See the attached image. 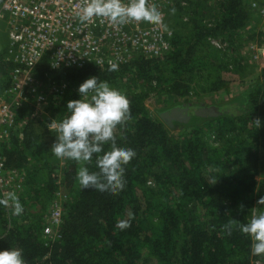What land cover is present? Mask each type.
<instances>
[{
    "label": "trees",
    "instance_id": "obj_1",
    "mask_svg": "<svg viewBox=\"0 0 264 264\" xmlns=\"http://www.w3.org/2000/svg\"><path fill=\"white\" fill-rule=\"evenodd\" d=\"M166 11L174 31L160 58H138L114 72L93 64L50 71L47 58L37 65L36 91L57 88L46 93L41 110L32 92L24 91L27 99L15 102L12 125L2 126L8 133L0 142L2 170L5 176L21 174L13 190L24 211L14 216L0 206V249H20L26 264H254L264 258L251 254L250 238L238 227L231 234L224 228L232 219L246 223L253 210L264 212L257 203L264 198V63L234 99L209 106L215 115L194 116L204 124L182 138L171 136L161 113L154 118L145 105L150 96L176 105L199 87L204 93L224 88L229 64L221 58L232 59L237 68V36L250 13L244 0H188L186 7ZM209 37L226 42L227 53L210 48ZM3 46L0 102H9L18 65L6 60ZM91 76L130 102L131 119L115 135L118 146L136 156L125 166V188L117 195L81 189L76 180L81 165L66 159L61 164L50 150L57 133L49 124L68 114L67 102L79 99L78 86ZM86 166L98 171L95 158ZM62 190V218L52 241L42 230ZM129 213L131 226L119 229Z\"/></svg>",
    "mask_w": 264,
    "mask_h": 264
},
{
    "label": "built area",
    "instance_id": "obj_2",
    "mask_svg": "<svg viewBox=\"0 0 264 264\" xmlns=\"http://www.w3.org/2000/svg\"><path fill=\"white\" fill-rule=\"evenodd\" d=\"M82 3L83 0H0V34L4 31L7 36L5 58L18 65L9 91L12 100L0 102V127L12 125L13 106L17 100H23V92L36 90L34 71L43 58H47L50 71L80 68L86 64L104 68L108 67L109 60L120 65L138 58H160L169 51L173 35L164 28L165 12L175 5L186 7L188 0H148L149 5H156L163 13V25L129 22L114 26L107 19L95 18L82 23L77 16ZM249 8L264 26V0H249ZM207 42L220 51L228 49L226 42L215 38L209 37ZM1 47L4 46L0 42ZM256 51L264 59V49ZM54 88L57 87L49 86L50 90ZM44 101L45 95L38 97L36 110ZM5 177L0 162L3 195ZM12 186L19 188V185ZM61 218V202L54 201L42 230L47 239L56 238Z\"/></svg>",
    "mask_w": 264,
    "mask_h": 264
},
{
    "label": "clouds",
    "instance_id": "obj_3",
    "mask_svg": "<svg viewBox=\"0 0 264 264\" xmlns=\"http://www.w3.org/2000/svg\"><path fill=\"white\" fill-rule=\"evenodd\" d=\"M170 11L174 13L175 9ZM77 16L82 23L95 18L107 19L114 26L129 22L163 25V13L156 5H149L148 0H83ZM117 70L118 64L109 60L107 71ZM77 91L79 99L66 104L68 114L58 122L53 121L48 129L57 133L50 150L57 159L72 160L81 165L76 174L81 189L93 188L117 195L125 188V166L136 156L133 149L118 146L115 135L117 128L131 119L130 102L126 95L107 81L99 80L98 76L84 80ZM255 122L260 127L261 121ZM94 158L98 171H90L86 166ZM257 203L264 204V198ZM0 206L10 207L14 216H20L24 211L15 191L0 198ZM132 219L133 214L129 213L128 220L118 222L117 227L121 230L129 228ZM234 226L250 238L252 255H264V212L253 210L246 223L232 219L224 228L231 234ZM0 264H26V261L20 249L9 247L0 249Z\"/></svg>",
    "mask_w": 264,
    "mask_h": 264
},
{
    "label": "rangeland",
    "instance_id": "obj_4",
    "mask_svg": "<svg viewBox=\"0 0 264 264\" xmlns=\"http://www.w3.org/2000/svg\"><path fill=\"white\" fill-rule=\"evenodd\" d=\"M244 2L245 5L247 6V10L250 13V21L247 23L246 28L243 29L240 33H238L237 36L238 42L235 45V53H234V56H236V58L238 59L237 68L234 67L235 62L232 59L226 60L225 58L219 57L223 60L222 62H224V64L226 65L229 64L228 66L225 67L229 71L227 73H223L222 75V79H224V81L226 82V86L214 93L212 92L204 93L201 92L202 88L200 87L197 88L195 91V95L191 96L188 99V101H186L187 103H190L193 107L198 106L204 108L209 106H220L222 104H225L229 100L234 99L244 88V85L254 81L259 74V70L261 65H263L264 63V59H261V57H259V52L257 53L256 49L259 48L264 49V26L262 25L260 19L257 17L255 12L249 8V0H244ZM184 19L188 20V15H185ZM173 25H174V20H172L170 12L168 15V11H166L164 28L169 29L173 32L174 31V29L172 28ZM215 39L224 42L219 37ZM0 42L2 45H7V36L4 31L0 34ZM209 46L210 48H212L213 50L219 53L222 54L227 53L226 51H220L218 49H215L211 45ZM43 89L44 90L42 92H38L35 90L34 92H32V94H29L32 95L33 102L37 103L38 97H42L50 91L48 86L47 88H43ZM27 96L23 99L24 100L27 99ZM1 100L5 101L4 98H2ZM9 101H11L10 98ZM182 102H179L178 104H181ZM174 104H175L174 102L167 100L163 96H150L145 103L150 115L154 118H158V113L163 114L167 109L174 106ZM39 106L37 108L41 110L42 105L40 107ZM200 122L202 121L199 120L197 121L194 119L186 123H174L173 126L170 128L169 133L171 134V136L175 138H182L185 135H187L190 131L195 130L196 128H201L204 123L200 125L199 124ZM50 125L51 123L49 124V128ZM4 132L5 131L2 129V127H0V142L5 140L8 134ZM57 160L62 164L61 159H57ZM20 178H21V174L18 172L10 173L9 175H7L4 178L5 179L4 184L6 185V190L4 195L1 193V196L2 197L5 196L6 193L9 191H14L12 185L13 184L19 185ZM63 194H64L63 190L59 191V194L54 199V201L60 203L62 198H64ZM254 264H264V258L260 259Z\"/></svg>",
    "mask_w": 264,
    "mask_h": 264
},
{
    "label": "flooded vegetation",
    "instance_id": "obj_5",
    "mask_svg": "<svg viewBox=\"0 0 264 264\" xmlns=\"http://www.w3.org/2000/svg\"><path fill=\"white\" fill-rule=\"evenodd\" d=\"M209 108H213V107H206V108H201L198 106L193 107L190 103L182 102L181 104L174 105L169 109H167L164 112V114L166 112H168V114L166 113V115L163 117L162 120L165 122L167 126L171 128L174 123H186L192 120L194 116H200V115L208 116L210 112L208 113L206 109ZM186 117H189V120L186 119Z\"/></svg>",
    "mask_w": 264,
    "mask_h": 264
},
{
    "label": "water",
    "instance_id": "obj_6",
    "mask_svg": "<svg viewBox=\"0 0 264 264\" xmlns=\"http://www.w3.org/2000/svg\"><path fill=\"white\" fill-rule=\"evenodd\" d=\"M207 110V112L209 113L208 114V116H212V115H215L216 114V108H209V109H206ZM167 114H168V112H166ZM166 113L164 114H160V118H162L163 119V117L166 115ZM196 114V113H195ZM186 119H188L189 120V117H186Z\"/></svg>",
    "mask_w": 264,
    "mask_h": 264
}]
</instances>
